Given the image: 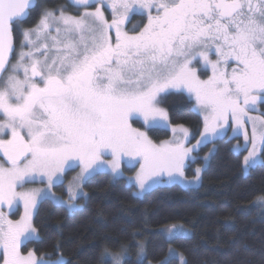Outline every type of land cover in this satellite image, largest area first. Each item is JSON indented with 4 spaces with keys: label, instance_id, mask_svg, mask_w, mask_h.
<instances>
[{
    "label": "snow or ice",
    "instance_id": "snow-or-ice-1",
    "mask_svg": "<svg viewBox=\"0 0 264 264\" xmlns=\"http://www.w3.org/2000/svg\"><path fill=\"white\" fill-rule=\"evenodd\" d=\"M74 4L83 12L43 9L23 29L17 52L14 33L33 2L0 0V264H69L59 243L54 262L34 250L22 252L26 240L39 239L33 210L40 192L19 190L36 176L48 183L41 198L70 210L79 207L76 196L65 202L50 192L65 167L79 166L80 182L105 168L119 179L120 161L129 157L139 164L137 196L152 184L184 176L194 149L181 139L155 143L146 130L134 127L141 119L148 128L168 121L161 94L186 91L204 116L205 134L215 135L231 119L236 133L243 130L245 141H251L246 168L255 167L264 151V113L250 115L258 100L264 102V0ZM105 10L111 11L110 21ZM134 10L146 14L147 23L130 34L123 25ZM246 124H251L250 137ZM172 130L188 135L183 126ZM196 172L199 179L200 169ZM77 195L87 197L82 191ZM21 202L23 216L8 218L3 208ZM256 204L264 206V193ZM166 231L176 238L175 225ZM137 247V264H143L144 245ZM129 251L122 243L105 248L100 264H128ZM177 258L178 264H188L172 248L159 264H176Z\"/></svg>",
    "mask_w": 264,
    "mask_h": 264
},
{
    "label": "trees",
    "instance_id": "trees-1",
    "mask_svg": "<svg viewBox=\"0 0 264 264\" xmlns=\"http://www.w3.org/2000/svg\"><path fill=\"white\" fill-rule=\"evenodd\" d=\"M58 6L68 7L67 1L39 0L23 25L32 26L42 7ZM161 106L169 125L201 130L202 120L185 94L168 93ZM134 126L143 128L140 123ZM148 134L155 143L170 137L167 128L152 127ZM233 141L224 137L197 151L186 176L211 153L198 188L156 187L136 197L124 179L98 173L83 184L87 197L78 199L74 211L42 200L33 218L39 239L26 242L22 252L34 250L37 257L52 256L54 262L59 243L69 264H100L103 249L122 243L130 250L128 264H137L140 244L146 253L143 264H159L169 248L183 253L188 264H264V206L256 204L257 195L264 193V151L261 163L244 175V152L235 154ZM76 172L65 174L63 184L54 188L56 194L66 197V184ZM17 218L18 212L13 213L12 219ZM172 225L175 239L166 231Z\"/></svg>",
    "mask_w": 264,
    "mask_h": 264
},
{
    "label": "rangeland",
    "instance_id": "rangeland-1",
    "mask_svg": "<svg viewBox=\"0 0 264 264\" xmlns=\"http://www.w3.org/2000/svg\"><path fill=\"white\" fill-rule=\"evenodd\" d=\"M72 3H74V0H70ZM46 8H41L40 12ZM83 12V11H82ZM79 12V13H82ZM201 69H202V65H201ZM210 69L208 70V75H210ZM202 79H206L207 76L205 75H201ZM169 93H183L185 94L189 100L193 103V110L200 116L201 120H202V128L199 132H194L192 130H188V135L187 137L184 136L183 133L177 131V132H173V128H178L176 126H171L169 125L168 121L167 122H162L160 126H157L158 128H167L170 132V137L167 140L164 141H172L174 139H181L184 144L185 147L187 148H192L194 149L188 156V158L185 161V168H184V176L183 177H177L176 181L177 182H169V183H155L152 184L151 189L156 188V187H166V186H172V185H176L181 187L182 189H193V188H198L201 184V176H202V171L204 170V168L206 167L207 163H208V158L210 156L211 153H207L202 157L203 163L200 165H192L191 167V171L193 172V174L191 176H186V169L190 167V163L194 162L195 158L197 157V151L205 146L206 144L212 143L218 139L224 138L226 137L229 140H234L232 143V151L235 154H238L239 152H244L243 156H242V170L244 175H246L249 171L248 168H246L243 165V161H244V157H246L248 155V152L251 150V141L249 139V141H245L244 139V135H243V130H241L238 134L236 133L235 129H236V125L235 123L229 119V122L227 125H224L222 128H218L217 129V133L215 135L208 133L205 134L204 132V116L203 114L199 111L198 108L195 107V101L194 99L190 98L188 93L185 92H180L177 90H171ZM168 93L165 94H161L160 97V107L161 106V98L166 95ZM254 107V111L250 112V115L256 116L259 115L260 113H264V102L261 101H257L256 105L253 106ZM139 123L143 126V128H141V130H146L148 132V128L147 125L143 124V120L141 119L139 121ZM135 127V126H134ZM245 128L248 130L249 133V137L251 136V124H246ZM161 141V142H164ZM158 142V143H161ZM200 142V143H198ZM205 157H207V159L205 160ZM107 160H110L111 157H106ZM257 159V165H259L261 163V152L258 154V156L256 157ZM200 169L199 172V179H197V172L196 170ZM251 169V168H250ZM72 170H77V172L72 176V179L70 180V182L68 184H66V188H65V193H66V197H63L61 195H58L55 193L54 188L58 185H62L63 181H64V176L68 171H72ZM125 170H128L129 172H125ZM80 167L79 166H75L72 168H68L65 167V170L63 173H61L58 177V182L56 184H54L52 186V188L50 189V192L52 194H54V197L56 199H59L61 201H69V197L70 196H76V199L74 200V203L76 205L78 204V199H85V197H80L79 195H77L78 192H83L82 190V186L85 182H80L79 180H77L76 178L79 176L80 174ZM120 172L122 173V179H124L125 183L127 186H132L134 188V195L135 193H137L139 191V187L138 184L136 183V176L137 173L139 172V164L135 161L130 159L129 157H124L121 161H120ZM99 173H106L109 176H111L112 178H114V174L111 172L110 168H105L103 171L99 172ZM154 179H159V178H154ZM165 181L168 180V178L165 176L163 178ZM88 180V179H87ZM151 183V181L149 182ZM79 184V187H77V185ZM150 189V190H151ZM22 191H34V190H38L40 192V195L37 196V204H36V208L33 210V218L37 209L38 204L45 199H42L41 196L43 195V192L48 189V183L46 178H42L40 176H36L34 179L26 182L24 184L23 189H19ZM148 190V191H150ZM148 191H146L145 193H147ZM145 193H143L140 196L135 195L136 197H142ZM48 200H50L52 203L56 204L54 202V200L52 198H49ZM57 205V204H56ZM80 206V205H79ZM65 207L67 210L69 211H74L78 208L72 209L70 210L69 208ZM3 211L5 212V214L7 216L10 215V213H16L18 212V218L16 220H19L21 216H23L24 214V207H23V203H18L17 205H14L13 209L9 210L6 206L3 208ZM14 220V219H13ZM32 240H36V239H30V240H26L21 247L28 241H32ZM26 255V254H25Z\"/></svg>",
    "mask_w": 264,
    "mask_h": 264
},
{
    "label": "flooded vegetation",
    "instance_id": "flooded-vegetation-1",
    "mask_svg": "<svg viewBox=\"0 0 264 264\" xmlns=\"http://www.w3.org/2000/svg\"><path fill=\"white\" fill-rule=\"evenodd\" d=\"M66 1H67V4H68V7L67 6H63V7L66 9V11L69 14L76 15L78 12H82L84 10L82 7L81 8H78L70 0H66ZM37 4H39V0H37ZM37 4H36V6H37ZM89 10H93V9L90 8ZM105 15L109 19V21H110L111 20V11L110 10H105ZM146 23H147V16H146V14H143V13H141L139 11L134 10L132 12H129L128 17L125 20L123 27L130 34H133L136 31H138L139 29H141L143 27V25L146 24ZM24 28H26V27L22 24L20 26V28L18 30H16L17 35L14 34L15 35V40H16L17 52L19 51L20 42L22 40V32H23V29ZM12 215H13V213L12 214L10 213V215L8 216V218L12 219Z\"/></svg>",
    "mask_w": 264,
    "mask_h": 264
},
{
    "label": "water",
    "instance_id": "water-1",
    "mask_svg": "<svg viewBox=\"0 0 264 264\" xmlns=\"http://www.w3.org/2000/svg\"><path fill=\"white\" fill-rule=\"evenodd\" d=\"M32 2H33V8L31 9V11H33L34 9H35V7H36V4H37V0H32ZM28 18V17H27ZM27 18H26V20H27ZM25 20V21H26Z\"/></svg>",
    "mask_w": 264,
    "mask_h": 264
}]
</instances>
